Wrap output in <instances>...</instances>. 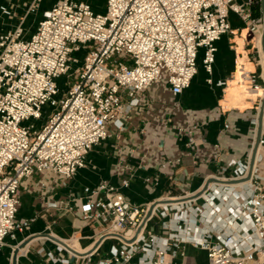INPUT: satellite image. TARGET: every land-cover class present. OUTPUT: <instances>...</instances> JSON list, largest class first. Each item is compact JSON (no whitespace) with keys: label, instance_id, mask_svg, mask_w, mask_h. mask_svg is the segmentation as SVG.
<instances>
[{"label":"built area","instance_id":"2783aa9c","mask_svg":"<svg viewBox=\"0 0 264 264\" xmlns=\"http://www.w3.org/2000/svg\"><path fill=\"white\" fill-rule=\"evenodd\" d=\"M41 2L34 0L20 25L0 35V252L9 248L12 256L42 234L31 233L37 217L18 218L23 183L46 175L42 186L68 187L87 167L90 152L126 129L130 113L152 88L166 85L176 100L201 67L212 85L217 43L241 31L233 16L260 42V74L243 70L242 82L262 90L264 99V17L253 15L254 7L262 10L261 0H106L100 11L87 0H56L27 35L25 18ZM0 10L10 14L6 6ZM79 52L82 60L75 57ZM31 120L39 126L25 125ZM252 124L248 158L224 161L197 192L135 206L124 191L137 169L123 164L130 176L120 185L102 181L69 200L48 202V210H71L74 202L86 224L102 229L86 254L49 257L61 264H170L169 255L183 257L191 244L206 252L208 264H264V178L258 166L264 122L253 167L258 118ZM203 125L188 119L175 129L194 149ZM230 129L225 123L223 130ZM181 162V156H167L157 166L163 171ZM158 178L145 182L158 186ZM154 219L162 234L149 230ZM106 241L114 243L105 258L96 259Z\"/></svg>","mask_w":264,"mask_h":264},{"label":"crops","instance_id":"0c3cea01","mask_svg":"<svg viewBox=\"0 0 264 264\" xmlns=\"http://www.w3.org/2000/svg\"><path fill=\"white\" fill-rule=\"evenodd\" d=\"M33 1L0 0V7L6 6L10 12L4 14L0 10V35L20 25ZM55 1L42 0L37 13L25 18L27 35L35 31L43 12ZM87 1L96 10L105 7L98 8L92 0ZM232 21L241 27V31L234 37L224 36L217 43L212 85L207 84L209 76L204 71L203 81H200L199 72L190 88L176 100L170 96L166 85L156 87L158 90L152 88L145 94L142 104L130 113L126 129L118 137L113 136L96 146L88 156L87 167L78 172L68 187L62 188L54 183L42 186L48 178L46 175H36L23 183L19 191L21 204L18 218L37 217L31 233L53 232L66 240L80 235L84 239V246L94 242L102 229L97 224H86L76 203L71 202V210L67 207L48 210L47 203L69 200L80 194L83 187H93L102 181L120 185L122 179L130 176L122 172L123 164L137 169L131 186L124 191L127 199L135 206L145 207L170 194L181 196L197 192L206 178L220 173L224 161L232 157L241 160L248 158L256 130L252 120L259 116L262 90H253L250 84L242 82V74L243 70L260 74L257 63V46L260 42L257 35L234 16ZM219 82H226V86H218ZM259 84L264 85V82L259 80ZM188 119L204 124V135L198 139V147L194 149L186 146V137L179 136L175 129ZM225 123L231 125L230 130H223ZM260 149L262 159L258 166L264 178V146ZM167 156H181L182 162L162 171L157 165ZM167 174L173 180H168ZM148 177L153 180L159 177V185H148L145 182ZM153 222L154 225H151ZM149 230L162 234L157 219L150 223ZM56 246L59 245L50 240H37L24 252H19L17 264H61L51 259L48 252H52L55 258H66L69 253L58 252ZM183 251V257L172 258L169 255L167 259L170 264H208L205 251L191 244L185 245ZM12 261L9 248L0 252V264H12Z\"/></svg>","mask_w":264,"mask_h":264},{"label":"bare ground","instance_id":"6f19581e","mask_svg":"<svg viewBox=\"0 0 264 264\" xmlns=\"http://www.w3.org/2000/svg\"><path fill=\"white\" fill-rule=\"evenodd\" d=\"M259 149V153H260ZM29 239H31V241L27 244L26 241L21 244L18 247L19 252L22 251L24 252L27 248H29L33 243H35L37 240H50L53 243L61 246V248L65 251L68 252L69 254L74 253V254H81L84 255L87 252H89L91 250V248H94V242L90 243L87 246H84V239L82 238H76V239H72V240H66L64 238H61L59 235L55 234V233H50L47 235H41V234H36V235H32ZM28 239V240H29ZM86 243V242H85Z\"/></svg>","mask_w":264,"mask_h":264},{"label":"rangeland","instance_id":"374dc122","mask_svg":"<svg viewBox=\"0 0 264 264\" xmlns=\"http://www.w3.org/2000/svg\"><path fill=\"white\" fill-rule=\"evenodd\" d=\"M93 2H94V5H96L98 8L99 7H103V6H105L106 5V0H92ZM253 15H254V17H257V16H259V15H261L262 14V10L260 9V7H258V6H256V7H254V9H253ZM254 44H255V42H254ZM83 55H84V52H79V53H76L75 54V57H77V58H79L80 60H82L83 59ZM205 75H204V70H203V68H200V75H199V78H200V81H203V79L205 78L204 77ZM76 78V77H75ZM74 77L72 78V81L75 79ZM63 81H65V80H63ZM153 90H158V88H154ZM53 110V108H51V107H47V111L48 112H51ZM32 123H35L37 126H39V123H37V122H34V121H28V122H26L25 123V125H30V124H32ZM154 223L155 222H153L151 225H154ZM51 233V232H50ZM50 233H42V235H47V234H50ZM76 239V238H80V235H74V236H72V237H70V238H67V239ZM31 241V239H29V240H27L26 241V243L25 244H27V243H29ZM112 243H114L113 241H106V243L104 244V246H103V248L101 249V251H100V253L98 254V256L96 257V259H103V258H105L106 256H107V252H108V250H109V248H110V246L112 245Z\"/></svg>","mask_w":264,"mask_h":264},{"label":"water","instance_id":"95a60500","mask_svg":"<svg viewBox=\"0 0 264 264\" xmlns=\"http://www.w3.org/2000/svg\"><path fill=\"white\" fill-rule=\"evenodd\" d=\"M261 5H262V13L264 17V0H261ZM263 50H264V33H263ZM263 121H264V99L262 100L260 113L258 116V128H257L256 142H255V147L253 150V155H252V160H251L252 167L255 163L256 155L259 149V142H260V138H261L262 130H263ZM18 255H19V251H17L14 254L12 264H17Z\"/></svg>","mask_w":264,"mask_h":264}]
</instances>
